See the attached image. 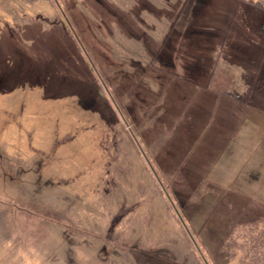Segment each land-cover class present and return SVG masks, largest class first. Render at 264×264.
<instances>
[{
    "label": "rangeland",
    "instance_id": "rangeland-1",
    "mask_svg": "<svg viewBox=\"0 0 264 264\" xmlns=\"http://www.w3.org/2000/svg\"><path fill=\"white\" fill-rule=\"evenodd\" d=\"M147 1L0 0V264H264L261 22Z\"/></svg>",
    "mask_w": 264,
    "mask_h": 264
},
{
    "label": "trees",
    "instance_id": "trees-1",
    "mask_svg": "<svg viewBox=\"0 0 264 264\" xmlns=\"http://www.w3.org/2000/svg\"><path fill=\"white\" fill-rule=\"evenodd\" d=\"M190 1H193V0H185V2H184V4L186 5V4H189V2ZM239 1H241V3L244 5V6H247L248 7V9H244L247 13H249L248 15H250L251 17H252V19H253V21L255 20V21H257V22H261L260 24L259 23H257L258 24V27L262 30V32L264 33V17L262 18V17H260V15L259 14H262V12L264 13V4L263 3H261L260 1H253V0H239ZM143 2H144V4H145V6H146V8H148L149 10H151V11H154V12H158V10H157V8L156 7H154L152 4H150L147 0H143ZM194 2V1H193ZM143 4V5H144ZM254 13H257V15L256 14H254ZM264 16V15H263ZM259 19V20H258ZM170 34L171 33H168V35H167V37L165 38V40H164V44H166L167 43V46H168V48H169V45H168V40H169V38H170ZM166 46V47H167ZM151 51V50H150ZM152 52V51H151ZM154 55V54H153ZM155 56V55H154ZM157 58V57H156ZM158 59V58H157ZM172 59L174 60L175 58H173V55H172ZM162 60L163 59H161L160 58V61L162 62ZM133 64L135 65V66H137L138 68H137V70L139 71V73H133L132 75H130V74H128V77L129 76H131L132 77V81H131V83H129V84H133V83H135L136 82V78H137V76H140L142 73H144L147 69H146V67L143 65V63H141L140 61H134L133 62ZM170 66H174V63L173 64H171ZM136 68V67H135ZM263 74H264V70L262 71V72H260L257 76H253V74H249L247 77H245V86L250 90L251 88L253 89V92L255 93V94H257V93H260V92H262V93H264V76H263ZM257 78V79H256ZM256 82V83H255ZM126 83V82H125ZM100 86V85H99ZM101 86H103V84H101ZM100 89H99V91H98V95H99V98L98 99H100L101 100V102H104L105 101V103L106 104H109V105H111V99H113L112 97H111V95H110V93L108 92V91H106V93H104L103 92V89L102 88H104V86L103 87H99ZM251 89V90H252ZM48 93L49 94H47V96L48 97H53L52 96V93H53V90H48ZM226 93H227V91H226ZM228 93H229V91H228ZM111 97V99H110V97Z\"/></svg>",
    "mask_w": 264,
    "mask_h": 264
},
{
    "label": "crops",
    "instance_id": "crops-1",
    "mask_svg": "<svg viewBox=\"0 0 264 264\" xmlns=\"http://www.w3.org/2000/svg\"><path fill=\"white\" fill-rule=\"evenodd\" d=\"M0 187H1V186H0ZM0 191H2V190L0 189ZM7 197H8V198H9V197H11V198H19V197L11 196V195H10V196L6 195L5 198H7ZM1 198H4V196L2 195V192H1V195H0V199H1ZM25 207H26V206H25ZM21 209H23V208H22L21 206H19V210H21ZM25 210H29L28 205H27V207H26ZM29 211H30V210H29ZM0 213H3V210H1ZM19 225H20L19 223H16V225H15V229H19ZM2 229H3V224L0 223V230H2ZM1 239H2V238H0V249H1V252H0V257H1V258H0V262H1L2 258H3V257H2V252L4 251V246H3V245H4V242H5V241H3V240H1ZM6 244H8V243L6 242Z\"/></svg>",
    "mask_w": 264,
    "mask_h": 264
}]
</instances>
